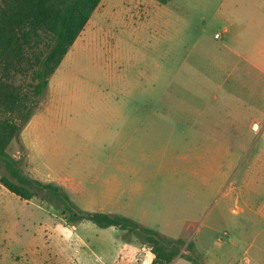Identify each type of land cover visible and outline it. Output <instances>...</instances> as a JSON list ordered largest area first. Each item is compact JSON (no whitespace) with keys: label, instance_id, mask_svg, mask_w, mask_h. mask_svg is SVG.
Here are the masks:
<instances>
[{"label":"rangeland","instance_id":"obj_1","mask_svg":"<svg viewBox=\"0 0 264 264\" xmlns=\"http://www.w3.org/2000/svg\"><path fill=\"white\" fill-rule=\"evenodd\" d=\"M105 2L7 150L22 158L25 174L62 186L76 213L107 206L103 212L166 230L195 205V213L186 215L191 220L175 228L193 241L189 252L201 262L203 249L242 231L240 217L229 212L209 228V205L219 196L213 193L205 204L201 183L187 173L201 164L204 149L211 150L213 169L231 175L228 189L247 175L254 200H264V0ZM230 12L237 24L228 50L214 34L224 32ZM235 195L233 190V208ZM62 207L44 191L26 200L0 182V264H28L32 255L24 252L33 234L40 237L31 249L45 254L49 232L90 231L86 219L73 222ZM120 234L145 243L133 232ZM259 235L264 238V220L249 227L242 250L252 255L255 245L249 244ZM239 253H232L233 264L242 260ZM187 263L192 261L181 258L177 264Z\"/></svg>","mask_w":264,"mask_h":264},{"label":"trees","instance_id":"obj_2","mask_svg":"<svg viewBox=\"0 0 264 264\" xmlns=\"http://www.w3.org/2000/svg\"><path fill=\"white\" fill-rule=\"evenodd\" d=\"M102 0H0V161L7 174L0 182L29 200L44 191L63 203L71 221L90 220L100 227L116 226L142 237L154 254L152 264H172L181 254L182 238L170 239L159 230L121 214L82 210L62 186L44 183L24 173L22 158L7 148L30 122L35 105L50 78L84 30ZM167 4L170 0H157ZM193 243H189V249ZM202 264L191 254L183 255Z\"/></svg>","mask_w":264,"mask_h":264},{"label":"crops","instance_id":"obj_3","mask_svg":"<svg viewBox=\"0 0 264 264\" xmlns=\"http://www.w3.org/2000/svg\"><path fill=\"white\" fill-rule=\"evenodd\" d=\"M104 4H106V2L105 0H102L87 22L86 26L92 21V17L96 12H98V10L104 9ZM234 17H236V15L233 12H230V14L227 15L226 20L228 21L229 25L224 26V32H226L225 35L224 32H215L214 34L215 40H223L222 46L228 50H230L228 35L231 33L232 28L237 24V21ZM216 33H220V36L216 37ZM179 84L182 88H185L183 86L185 85L183 80L179 79ZM178 124L179 127H184L185 125V123L182 121H179L177 126ZM216 143H220V141H216ZM198 157L202 159L201 164L198 167L196 166L191 170H187V173L190 176L198 179L201 183L199 186L202 187L199 188V193L200 197L205 199V204L206 199L211 198L213 193L215 196H219L218 201L212 202L209 205L210 211L212 208L214 209V215L212 216L210 214L209 217L211 222L209 227L210 230H212L214 219L218 218L220 221H225L228 212L240 217V220H237H239L238 222L241 224L239 226L238 223L236 224L239 231L242 230L235 237L228 236L227 240L222 241V243H214L212 246H207L205 249H203L204 260L201 261V263L233 264L232 253L235 251L236 256L239 252H241L239 255L242 256L241 259L243 260H237L236 264H264V238L260 239V235L253 238L252 242L249 244L250 248H253L255 245L252 255H249V248L245 251L242 250L244 243L248 241L247 231L249 227H252L253 225L257 226L262 222V220H264V200H254L255 197L253 191L246 182L247 175H245V178L239 185L228 189L226 187V182L231 175H229V172L225 171L222 167L213 169V166L211 165L212 157L210 149L209 151L204 149V151ZM187 158V155L181 156V159L185 160ZM166 174L169 175L170 173L167 171ZM175 174L176 171L171 170L170 176H174ZM220 183L223 184L222 187L219 186ZM187 188L191 191L195 190L194 186H188ZM233 190H236V208H233L229 201V199L232 198ZM241 198H243V205H239V200ZM106 207L100 208L99 210L104 211ZM195 208H197L195 205H191L187 209H184L183 212L186 215L189 213L194 214ZM186 215L183 216V218L175 216V222L174 220L170 221L168 229L159 231L170 239L183 238L187 240L183 233L177 231V228H175V224L191 220V217ZM83 221H86L90 224V231H53L49 232L48 235H45L48 240V247H46V251H44L45 254H39L36 249H31L33 246H35L40 237L38 233L35 235L33 234V237L28 243L29 248L24 252L25 255L30 256V253L32 255L28 261V264H152L154 254L151 251V247L146 243L140 242L136 236L135 238L131 237L129 239L123 238L120 234L119 228L116 226L100 227L90 220ZM139 222L147 226L149 224V221L143 219ZM79 224L81 226L84 224V222H80ZM208 236L209 239H212V235L206 234L204 235L203 239H206ZM32 241H34L35 244L31 246ZM191 242L193 243L192 240L185 243V247L181 249V254L172 262V264H177L181 258L185 259L186 262H191V260L182 256V254H190V249L187 248V245H189ZM194 244L195 248H197L195 242ZM18 257H22V254L17 256V258ZM12 264L17 263L14 262Z\"/></svg>","mask_w":264,"mask_h":264},{"label":"built area","instance_id":"obj_4","mask_svg":"<svg viewBox=\"0 0 264 264\" xmlns=\"http://www.w3.org/2000/svg\"><path fill=\"white\" fill-rule=\"evenodd\" d=\"M216 37H219L220 36V33H216V35H215Z\"/></svg>","mask_w":264,"mask_h":264}]
</instances>
